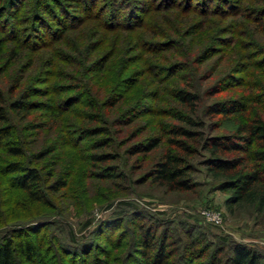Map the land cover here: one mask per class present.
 <instances>
[{"label":"rangeland","instance_id":"rangeland-1","mask_svg":"<svg viewBox=\"0 0 264 264\" xmlns=\"http://www.w3.org/2000/svg\"><path fill=\"white\" fill-rule=\"evenodd\" d=\"M31 1L24 3L23 9L29 8ZM103 1L107 2L98 0L97 4L104 7L107 3ZM186 1L184 3L180 0L178 4H172L171 1L163 3L162 0H120L121 13H125L129 6L135 4L138 9L137 17L144 16L150 24L147 27L144 25L136 33H142V36L152 40L168 39V36L166 38L154 34V25L165 35L176 38L177 31L188 32L187 26L190 22L204 19L198 13L205 8L204 3L196 4L197 7L188 12L187 3L195 4L198 0ZM71 2L73 1L64 0L63 3L69 5ZM150 3L154 8L144 14ZM217 3L216 0H211L210 5L213 8ZM71 5L68 7L70 13L79 15L80 19L90 18L80 24L81 26H78L79 20L74 19L71 24L68 19L67 22L72 26L61 39L52 35H43L39 39L30 32V39L34 40L37 49L31 48V44L30 47L19 48L17 51L21 54L20 57L11 62L7 70L0 72V89L5 93L20 74L19 71L26 69L29 64L22 86L32 90V100L58 101L69 95V99L73 100L83 94V97L93 98L99 93L98 102L104 99L102 103L106 104L109 94L125 93L124 99L115 107L101 106V109L106 112V119L128 109L126 116H131L133 121L127 126L113 123L110 126L114 130L112 134H116L115 130L125 129L126 132L135 131L136 138H139L147 133L158 135L163 125L178 122L173 117V112L179 107L170 95V91L175 88L188 85L187 89L198 94V114L208 122L212 119L203 116V107L240 89L237 86L240 83H231L235 82L233 80L229 82V86H224L223 91L211 95L213 86L221 77L233 74L237 80L243 79L247 82L264 79V34H259L253 28L250 15L247 16L248 13L243 10L238 14L235 8L222 4L221 9L228 11V17L222 23L219 15L209 16L199 31L180 36L175 48L157 56H142L139 48L131 50L135 47L133 44L137 35L127 30L136 16L124 21L121 14L119 19L108 23V27L113 25L109 29L101 24V20L94 19L95 11L80 12V2ZM243 5L258 6L255 0H242ZM168 6L173 8L164 10ZM45 17L50 19L46 15ZM4 19L9 23L13 20V14L9 12ZM103 22L107 23L105 20ZM227 22L229 27L221 28ZM234 23L238 25L234 26ZM218 39L227 41L221 42ZM129 40L133 41L129 43ZM10 43L11 46L15 45V42ZM207 45L210 48L207 52L213 54L208 59L197 61L200 54V58L204 55L203 49ZM103 55L109 60L101 70L102 64H91V61ZM175 62L181 63L183 66H179L183 70L180 68L172 75L171 71L166 72L163 69ZM151 64L163 68L156 72L151 69ZM176 68L178 69V65ZM119 71L134 72L133 76L141 78L134 86L123 82L115 92H111V81L119 75ZM71 74L75 75L71 77H78L80 80L70 79L68 75ZM226 78L230 80L229 77ZM64 88H68L67 92L54 94ZM156 92L157 99L154 96ZM56 105L57 108L42 105L34 109L27 119L16 116L11 123L14 137L25 150L24 164L32 162L36 165L45 185L51 173H54L53 178L57 175L66 177L67 185L57 193L44 189L49 198L47 206L26 204L22 200V190L15 187L9 180L10 175L3 172L2 166L6 157L0 146V237L10 233L9 231L33 230L35 233L30 232V237L33 239L37 234L47 249V257L41 264H90L98 257L108 264H138L142 261V255L137 235L140 225H145L155 232V245L160 242L170 252V264H180L181 254L195 249H206V252L201 258L194 260V263L206 261L212 256L216 264H232L234 248L237 245L256 251L260 257L259 263L264 262L263 225L251 213L244 210L232 213L228 210L225 206L227 192L218 190L207 176L201 156L195 157L190 173L195 186L190 191H167L151 180L138 183L139 178L149 169L150 160L156 158L159 149L149 153L144 160H139L135 158L139 155L131 156L125 150V145H120L117 157L105 162L94 161L90 154L99 149L93 148L91 140L106 134L79 140L80 137L73 132V123L83 122L82 103H73L69 110H63L65 102ZM54 115L59 117L56 119ZM235 119L236 116L230 113L222 121L221 127L211 133L229 132L234 127ZM126 132L114 138L120 142ZM206 132H209V128ZM48 147H53V150L42 158L34 159L35 153L45 152ZM106 166L118 169L124 178H104L102 174L105 173ZM203 209L219 212L220 224L206 222L199 214ZM18 264L26 262L19 260Z\"/></svg>","mask_w":264,"mask_h":264},{"label":"trees","instance_id":"trees-1","mask_svg":"<svg viewBox=\"0 0 264 264\" xmlns=\"http://www.w3.org/2000/svg\"><path fill=\"white\" fill-rule=\"evenodd\" d=\"M27 1L0 0V72L7 70L9 64L20 57L21 54L17 51L19 48H26L31 44V48L37 49L33 42L34 40L30 39V32H33L39 39L43 35H52L55 38L61 39L63 34L72 26V20H79L78 26L84 24L90 17L80 19L79 15H76V17L74 13L68 11V7L72 6L71 4L74 2L82 4L81 6L79 5L80 12L95 11L94 19L101 20V24H104V27H108L109 22L111 24L112 21L119 19L121 14H123L122 18L124 21H129L136 16L133 18L135 21L132 24L130 23L131 25H129L130 27L127 30L137 35L136 42L133 44L135 47L131 50L134 51L139 48L142 56L144 54L157 56L161 52L175 48L179 43L180 36L184 34L190 35L199 31L209 16L219 15L221 17L219 21L222 23L228 17V11L220 7L222 4L227 5L229 8H235L238 14L242 10L244 13H248L247 16L250 15L251 17L249 19L250 22L252 25L254 24L253 28L259 34H264V0H255L258 4L257 7L242 6V0H216L218 3L213 8L210 5L211 0H198L195 4L189 2V4L187 3V8H189L186 10L188 12H190V9L194 10L197 7L196 4L200 2L204 3L205 8L200 10L201 12H198L204 19L190 22L187 26L188 32L182 33L177 31L175 34L178 37L176 38L171 35H165L160 28L152 25L155 28L154 34L162 37L166 36V38L168 36V39L165 40L147 39L142 36V33H136L144 25L147 27L150 24L146 22L144 16L137 17L136 12L138 9L135 4L129 6L125 13L124 11L121 13L122 4L120 0L103 1V3H107L106 7L99 6L97 4L98 0H71L73 2L69 5H65L63 3L64 0H32L30 7L23 9V4ZM163 1L167 3L171 1L172 4H178L180 0ZM183 1L184 3L188 2L186 0ZM189 1L192 2L194 0ZM152 8L154 7L150 3V7L144 14H147ZM171 8L173 7L168 6L164 10L168 11ZM21 9L23 12H20ZM9 12L13 14V20L8 23L4 19V16L9 14ZM45 15L50 19L48 20ZM68 19L71 22L70 25L67 22ZM104 20L107 21L106 24L103 22ZM24 22H27V24L22 25ZM52 24H55L57 27H53ZM237 25L238 23H234V26ZM111 26L108 28L111 29ZM223 26L228 28V22L225 25H221V28ZM216 36L218 37V35ZM218 40L221 42L227 41L225 39ZM131 41L133 40H129V43ZM10 42H15V45H9ZM207 48L208 45L205 46V50L203 49L204 55L201 57L203 59L200 60V54L197 61L210 58L213 53H208L207 51L210 48ZM138 58L141 57L139 56ZM138 58H135V60ZM108 60L103 55L92 60L91 64H102L100 69L103 70ZM177 63L175 62L165 68L158 67L160 65L157 64H151V69H155L157 72L158 69L163 68L166 72L171 71L170 74L173 75L177 70H180V66H183L179 62ZM176 65H178V69ZM29 66L30 64L27 65L28 68ZM27 67L19 71V76L15 77L6 93L0 89V146H2L6 157L2 169L5 175H10L9 180L11 183L22 190V200L26 204L30 206H47L49 198L47 197L48 193L44 189L50 193H57L67 185V179L62 175H57L53 178L54 173H51L49 179L46 180L47 185H45L37 166L32 164V162L27 165L24 164L23 157L25 150L21 142L13 135L12 118L21 116L27 119L34 109L42 105L50 108H54L55 106L57 108L58 105L56 104L65 102L66 105L63 107V110H69L73 103L80 102L84 107V109H81V119L83 122L82 124L73 123V132H76L77 136L80 137L79 140L102 133L106 134L105 136H98L91 140L93 141V148L99 149L90 154L91 159L101 162L109 161L113 157L118 156L119 150L117 149L120 145H125V150L131 156L139 155L135 157L139 158V160H144L148 157L149 153H153L154 150L159 149L160 151L157 153V156L155 155L156 158L153 157L150 160L149 169L139 178L138 183H145L151 180L164 187L167 191L186 192L192 190L195 186L190 178V173L193 170L195 157L201 156L202 165L205 167L207 176L211 178L218 190L227 192L228 197L225 200V206L228 210L232 213L241 210L251 213L255 218L260 220L264 228V79L262 81L258 79L255 82H247L243 79L237 80L233 74L221 77L216 85L213 86L211 95L223 91L224 86L227 87L231 83L239 82L240 84L238 83L239 85L237 86L240 89L238 88L235 93L222 100L210 102L203 107V116H209L212 119L208 122H205L198 114V94L193 90L187 89L188 85L186 87L175 88L170 91V95L173 96L174 102L179 107L173 112V117L178 122L168 123L166 126L163 125L159 129L158 135L147 133L144 136L136 138L135 131L126 132L125 129H119L115 130L114 133L116 134H112L113 129L110 128L113 123L127 126L133 121L131 116H126L129 113L128 109L119 111L111 119H106V112H103L101 109V106L115 107L124 99L125 93L109 94L105 101L107 102L106 104L102 103L104 99H99L100 101L98 102L99 93L94 95L93 98L83 97L85 95L83 94L82 96L78 95L73 100L69 99L70 95L58 101L55 99H47L46 101L32 100L30 99L33 94L31 93L32 90L23 88L22 86ZM181 70L183 69L181 68ZM133 74L134 72L120 73L119 71V75H115L116 77L111 81V92H115L117 87L123 82H129L131 86L136 85L141 77L133 76ZM68 76L75 81L80 80L78 77H71L75 76L73 74ZM226 77H229L230 80ZM233 80L235 82H231ZM67 89L64 88L54 94L60 95ZM37 94L43 95V93ZM154 96L157 99V92ZM68 99L71 102H68ZM230 113L236 116V122H234L232 130L229 132L211 133V131L221 127L222 121ZM57 115H54L56 119L59 117ZM208 128L209 132H206ZM124 132H126L125 137L118 142L117 138ZM115 136L117 138H114ZM52 150L53 147H48L45 152L35 153L34 159L42 158ZM104 170L105 173L102 174L104 178L109 180L124 178L118 169L106 166ZM9 232L5 236L0 237V264H18L19 260H23L26 264H41L45 261L47 249L37 234L34 235L33 239L30 237V232L35 233L33 230L21 229L20 231ZM137 237L142 255V261L138 264H170V252L160 242L155 245V232L150 227L140 225V232ZM189 247L192 248L193 246ZM205 252L206 249L184 251L179 258L180 264H216L212 256H209L206 261L194 263V260L201 258ZM259 259L260 257L256 251L243 245H237L234 248L232 264H264V262L259 263ZM90 264L108 263L98 257L93 259Z\"/></svg>","mask_w":264,"mask_h":264},{"label":"built area","instance_id":"built-area-1","mask_svg":"<svg viewBox=\"0 0 264 264\" xmlns=\"http://www.w3.org/2000/svg\"><path fill=\"white\" fill-rule=\"evenodd\" d=\"M199 214L206 222H209L215 225H218L221 222L220 213L217 211L203 209L199 212Z\"/></svg>","mask_w":264,"mask_h":264}]
</instances>
